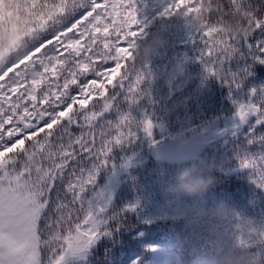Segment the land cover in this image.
I'll list each match as a JSON object with an SVG mask.
<instances>
[{
	"label": "snow or ice",
	"instance_id": "obj_1",
	"mask_svg": "<svg viewBox=\"0 0 264 264\" xmlns=\"http://www.w3.org/2000/svg\"><path fill=\"white\" fill-rule=\"evenodd\" d=\"M200 2L167 0L156 15H191ZM3 3L12 15L0 14V264H67L109 224L110 194L98 177L134 135L119 101L144 79L134 50L152 21L140 15L141 0ZM242 10L251 34L240 40L207 26L192 32L206 72L223 70L220 80L236 89L264 64V0H225L206 21ZM243 91L233 101L246 128L238 162L264 188V87ZM144 128L150 134L152 121ZM236 243L264 246V229L242 228Z\"/></svg>",
	"mask_w": 264,
	"mask_h": 264
},
{
	"label": "trees",
	"instance_id": "obj_2",
	"mask_svg": "<svg viewBox=\"0 0 264 264\" xmlns=\"http://www.w3.org/2000/svg\"><path fill=\"white\" fill-rule=\"evenodd\" d=\"M166 3L167 0H141L140 15L152 22L140 39L159 21L171 20L156 15ZM0 14L12 15L3 0H0ZM192 32L181 20L157 55L147 61L136 59V67L144 79L131 97L125 91L119 101L120 111L131 118L134 135L114 148V164L100 173L97 187L125 156L138 152L147 133L146 119L152 121V127L162 129L168 135L166 139H179L202 129L221 111L236 113L233 101L243 98L244 89L264 87V64L253 65L252 77L242 83L241 89L230 88L209 75L197 59ZM177 62L184 64L185 76L174 78L168 84L160 73L167 72ZM245 142L246 128L226 145H212L200 153H191L183 164L156 162L147 155L142 166L123 178L116 198L106 210L108 226L100 230L96 240L83 252L81 262L72 257L67 264H152V251L162 235L170 241L165 246L167 256L162 264H206L215 247L211 239L213 230L222 232L230 247L240 248L236 241L242 228L264 229V188L238 162ZM210 161L216 163L211 174L217 181L207 192L195 198L167 196L166 188L180 169ZM169 200L173 203L169 204ZM219 201L229 207L228 214L219 222L213 218L188 228L172 212L176 206L210 207ZM249 249L264 252L262 245ZM126 252L131 254L124 255Z\"/></svg>",
	"mask_w": 264,
	"mask_h": 264
},
{
	"label": "clouds",
	"instance_id": "obj_3",
	"mask_svg": "<svg viewBox=\"0 0 264 264\" xmlns=\"http://www.w3.org/2000/svg\"><path fill=\"white\" fill-rule=\"evenodd\" d=\"M225 0H201L200 5L191 15L185 11H178L171 20H161L144 38L140 39L135 46L134 55L137 60L147 61L158 54L161 47L168 41V34L175 30L179 21H183L193 32L205 30L207 26L210 29H217V38H234L240 40L251 34L250 28L245 23L246 11L233 13L229 18L222 22L210 23L206 25L210 9L222 8ZM250 2V0H249ZM219 15V13H218ZM160 75L171 84L174 78L185 76V68L182 62H177L167 72H161ZM223 70H217V79L223 78ZM191 137L182 136L179 138L177 150L190 147ZM216 167L214 162H205L200 166H193L180 169L174 177V181L166 188V194L169 197L195 198L203 195L212 187L217 178L211 173ZM169 204L173 201L169 200ZM174 215L182 218L183 223L188 228L199 226L215 218L217 222L221 221L229 212L228 205L219 201L210 207L184 208L176 206L172 208ZM211 239L215 245L206 264H264V255L258 254L249 248L230 247L222 232L213 230Z\"/></svg>",
	"mask_w": 264,
	"mask_h": 264
},
{
	"label": "rangeland",
	"instance_id": "obj_4",
	"mask_svg": "<svg viewBox=\"0 0 264 264\" xmlns=\"http://www.w3.org/2000/svg\"><path fill=\"white\" fill-rule=\"evenodd\" d=\"M244 128L245 125L239 122L235 113L228 114L225 111H221L205 127L188 135L192 140L191 153H200L205 148L212 145H226L231 138L236 137ZM159 133H162V135ZM167 136V134L162 132V129L152 127L151 133L149 134V132H147L145 134L138 152L125 156L120 163L115 165L106 181L98 187L105 188L109 192L110 201L108 207L116 198L123 178L127 176L132 169L142 166L146 162L147 155L150 156V148L153 145L166 140ZM169 243L170 241L162 235L160 241L152 251V264L163 263L167 256L165 246ZM128 254H131V252H126L124 255ZM82 257L83 253L78 257H73V260L81 262Z\"/></svg>",
	"mask_w": 264,
	"mask_h": 264
},
{
	"label": "water",
	"instance_id": "obj_5",
	"mask_svg": "<svg viewBox=\"0 0 264 264\" xmlns=\"http://www.w3.org/2000/svg\"><path fill=\"white\" fill-rule=\"evenodd\" d=\"M179 140H165L153 145L150 149V155L154 161L165 163L186 162L189 158L191 146L185 149L177 150Z\"/></svg>",
	"mask_w": 264,
	"mask_h": 264
}]
</instances>
